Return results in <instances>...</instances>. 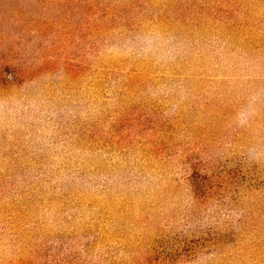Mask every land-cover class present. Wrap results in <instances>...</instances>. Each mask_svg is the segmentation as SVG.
Here are the masks:
<instances>
[{
  "label": "rangeland",
  "instance_id": "obj_1",
  "mask_svg": "<svg viewBox=\"0 0 264 264\" xmlns=\"http://www.w3.org/2000/svg\"><path fill=\"white\" fill-rule=\"evenodd\" d=\"M0 264H264V0H0Z\"/></svg>",
  "mask_w": 264,
  "mask_h": 264
}]
</instances>
